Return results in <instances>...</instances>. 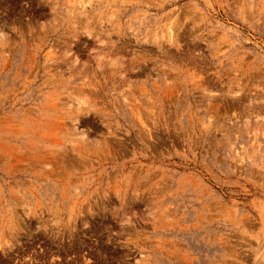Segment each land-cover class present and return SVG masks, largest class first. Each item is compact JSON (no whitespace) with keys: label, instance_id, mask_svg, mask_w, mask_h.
<instances>
[{"label":"rangeland","instance_id":"obj_1","mask_svg":"<svg viewBox=\"0 0 264 264\" xmlns=\"http://www.w3.org/2000/svg\"><path fill=\"white\" fill-rule=\"evenodd\" d=\"M0 264H264V0H0Z\"/></svg>","mask_w":264,"mask_h":264},{"label":"clouds","instance_id":"obj_2","mask_svg":"<svg viewBox=\"0 0 264 264\" xmlns=\"http://www.w3.org/2000/svg\"><path fill=\"white\" fill-rule=\"evenodd\" d=\"M6 36V33H2V32H0V38H3V37H5Z\"/></svg>","mask_w":264,"mask_h":264}]
</instances>
